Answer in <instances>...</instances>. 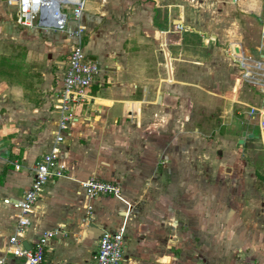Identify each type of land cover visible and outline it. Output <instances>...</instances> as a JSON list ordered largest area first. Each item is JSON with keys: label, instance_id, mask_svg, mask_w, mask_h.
Returning a JSON list of instances; mask_svg holds the SVG:
<instances>
[{"label": "crops", "instance_id": "0c3cea01", "mask_svg": "<svg viewBox=\"0 0 264 264\" xmlns=\"http://www.w3.org/2000/svg\"><path fill=\"white\" fill-rule=\"evenodd\" d=\"M88 3L80 23L84 26L83 52L99 69L88 90L92 100L76 108L74 121L66 126L60 145V161L65 166L66 177L49 180L42 187L29 215V226L21 236L22 243L32 246L42 232L58 231L44 249L46 264H92L99 233L114 232L124 220L125 243L120 264L125 263L124 254L130 241L128 222L106 207L107 198L111 197L87 199L67 181L89 177L112 180L117 173H113L115 153L110 160L107 154L105 159L95 157L94 149L99 141H104L105 149L114 151L117 136L125 131L126 135L134 136L137 128L142 132L135 134L140 139L137 147L150 148V143L155 142L148 140L144 128L154 124L156 107L160 114H173L172 119L190 118L193 110L198 111L194 107L207 112L203 106L208 107L210 102L219 109L218 118L230 116L233 102L241 108L237 107L239 111L235 114L243 119L246 129L241 132L245 135L242 141L254 139L246 136L252 135L251 127L256 128L245 119L244 101H234L216 92L227 93L229 88L234 92L236 80L241 84L238 55L256 54V48L263 43L264 18L259 20L258 40L252 45L242 44L233 29L217 22L222 20L234 26L235 20H225V14L236 9L264 17V0H89ZM10 8L13 7L0 0V259L4 264H21L6 251L7 239L13 232L14 211L2 200L21 197L30 185V167L50 146V132L57 121L54 93L60 85L70 42L55 31L56 36L44 34L47 31L43 32L36 24L18 34ZM28 31L31 37L24 35ZM18 35L25 38L23 43H17ZM36 40L42 43L43 51L49 52L46 58L50 63L61 71L54 80L48 72L44 82L34 73L40 66L45 68L31 61L35 57L32 45ZM228 47L235 54L232 58L226 54ZM186 55L191 58H185ZM7 74H11L8 79ZM47 78H51L50 84ZM188 79L217 99L199 98L197 106L192 90L182 93L177 87L188 85ZM166 101L169 105L162 109L159 103ZM250 103L259 104L257 100ZM150 118L153 122L146 120ZM189 124L185 133L190 135ZM162 127L156 124V135H160ZM158 138L157 144L164 142L169 150L176 145V136L168 140ZM147 149L143 148V154ZM143 161L141 158L140 164ZM14 164L19 166L18 170H14Z\"/></svg>", "mask_w": 264, "mask_h": 264}, {"label": "rangeland", "instance_id": "374dc122", "mask_svg": "<svg viewBox=\"0 0 264 264\" xmlns=\"http://www.w3.org/2000/svg\"><path fill=\"white\" fill-rule=\"evenodd\" d=\"M88 1L85 0V9ZM10 12L16 32L23 34L21 31L26 27L17 26L14 9L10 8ZM263 18L262 14L236 9L225 14V20H235L234 26L222 20L217 23L227 25L226 28L239 35L242 44L250 45L258 40V25ZM47 33L56 36L52 29L44 34ZM24 35L29 37V31ZM18 38L17 43H23L25 38L20 35ZM203 46L206 47L205 43ZM32 48L35 57L31 61L45 67L40 66L34 73L44 82L48 72L54 80L61 71L46 58L49 52L43 51L38 40ZM10 76L7 74L5 78ZM50 81L51 78L49 84ZM187 82L188 85L177 87L182 93L192 90L197 106L199 98L217 99L191 79ZM234 87V92L229 88L227 93L216 94L244 101L246 105H252L250 102L255 100L259 102L255 89L237 80ZM233 103V112L225 118L217 117L219 109L212 102L208 107L203 106L207 112L194 107L198 111L193 110L190 118L172 119L173 114H160L156 107L154 124L144 128L148 140L155 142L150 143V148L143 147L148 148L146 154L142 146L136 145L140 139L135 134L142 133L137 128L134 136L126 135V131L120 133L114 141V151L105 149L104 141L97 143L95 157L104 158L107 154L110 160L115 153L113 173H117L110 181L119 185L121 199L107 198L106 207L128 222L130 241L123 264H264V154L258 138L243 139L238 144L240 133L246 129L243 119L235 114L239 106ZM159 104L162 109L169 105L167 101ZM245 119L254 124L247 116ZM146 120L153 122L152 118ZM188 123L190 135L185 133L189 130ZM156 124L163 125L160 135L155 134ZM249 131L257 137L255 127ZM174 136L176 145L172 150L164 147V142L157 144L158 137L168 140ZM67 181L72 183L75 192L79 191L77 181Z\"/></svg>", "mask_w": 264, "mask_h": 264}, {"label": "built area", "instance_id": "2783aa9c", "mask_svg": "<svg viewBox=\"0 0 264 264\" xmlns=\"http://www.w3.org/2000/svg\"><path fill=\"white\" fill-rule=\"evenodd\" d=\"M6 6L13 7L15 24L31 27L33 24L43 30L52 29L69 40V53L65 69L61 74L60 85L54 93V108L57 121L50 132L51 143L47 151L30 167L31 180L27 190L19 199H4L2 203L13 211V232L7 239L6 251L19 259L21 264H46L44 249L49 240L56 237L57 230L42 232L32 246L25 249L21 236L29 226V215L35 207L38 194L45 183L52 179L65 178V166L60 161V145L64 140L68 123L75 119V109L88 103L92 97L88 93L99 73L98 66L87 59L82 48L84 26L80 18L85 0H4ZM66 11V12H65ZM256 48L255 55H238L239 81L255 89L260 96L258 105H244L246 116L254 122L258 139L264 154V38ZM229 57L235 54L232 48L226 49ZM14 170L19 166L14 164ZM79 191L87 198L107 196L121 199L120 187L111 181L88 178L77 181ZM90 210L87 207V213ZM86 213V214H87ZM125 220L114 232L101 231L97 239V250L92 264H120L124 251ZM0 264H4L0 259Z\"/></svg>", "mask_w": 264, "mask_h": 264}, {"label": "water", "instance_id": "95a60500", "mask_svg": "<svg viewBox=\"0 0 264 264\" xmlns=\"http://www.w3.org/2000/svg\"><path fill=\"white\" fill-rule=\"evenodd\" d=\"M163 50H165L164 49V47H163ZM166 66H167V69H168V72H169V62H168V58L166 57ZM245 135H244V133H241V135H240V137H241V139L240 140H238V143L239 144H242V138L244 137ZM247 138H256V137H254L253 135H247L246 136ZM22 246L25 248V249H28V246L25 244V243H22Z\"/></svg>", "mask_w": 264, "mask_h": 264}, {"label": "trees", "instance_id": "16d2710c", "mask_svg": "<svg viewBox=\"0 0 264 264\" xmlns=\"http://www.w3.org/2000/svg\"><path fill=\"white\" fill-rule=\"evenodd\" d=\"M259 176V175H258ZM260 177V176H259Z\"/></svg>", "mask_w": 264, "mask_h": 264}]
</instances>
